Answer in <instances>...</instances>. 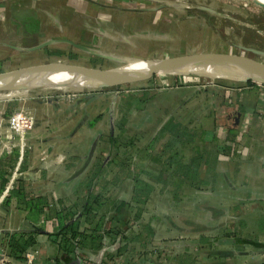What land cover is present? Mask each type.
<instances>
[{
	"label": "crops",
	"instance_id": "1",
	"mask_svg": "<svg viewBox=\"0 0 264 264\" xmlns=\"http://www.w3.org/2000/svg\"><path fill=\"white\" fill-rule=\"evenodd\" d=\"M157 9L161 7L133 2L117 3V0H0V73L56 60L60 64L66 60L70 65L91 67L99 59L112 60L119 65L140 59L151 47L159 51L162 37H172L165 31L161 33L163 13ZM167 16H179L185 26L188 25L186 22H192L191 16L186 13L173 11ZM189 34H192V30ZM255 88L243 83L216 85L212 91L217 94L211 92L209 98H200L190 106L188 101L192 97H185L183 102L187 121H198L201 126L200 133H197L198 143H193L195 137L192 134V138L185 136L182 139H189V148L172 149V152L167 153V159L171 156L174 159H168L162 166L153 164L159 163L158 159L150 160L149 163L148 153L141 155L140 163L131 169L107 162L113 154L112 128L107 146L98 148L94 146L95 140L86 132L88 118L83 115L72 117L82 105L64 109L48 101L36 107L35 112L32 109L34 127L40 120L44 125L58 123L63 127L68 123L66 119L77 126L70 136V141L76 142L77 146L65 150V154L71 156V161H61L60 155L64 153L61 149L53 150L49 158L42 162L36 161L33 152L21 151L8 157L2 145L12 135L9 133V124L7 126L0 117V204L11 206L22 199L40 198L45 205L44 211L48 205H58L52 217L61 221L66 218L61 203L67 200L74 205L77 195L80 204L76 212L80 215L79 223L71 227L87 238L85 243L80 242L79 235L71 238L69 228L64 229L65 225L68 227L71 223L59 221L54 228L51 226L45 231L43 239H37L26 251L31 252L37 264H119L120 260H124V254L117 255L115 251L114 256H109L110 260L105 258L121 239H105L102 222V218H106L102 215L105 212L99 215L98 221L89 220L86 213L94 215L102 206V202L98 201L100 195L92 194L96 193L95 190L101 192V189L111 184L120 187L125 185L130 175H134L130 183L135 184L138 202L142 206L148 201L154 202L157 198L153 194L154 189H168V197L162 199L168 207V219L175 220L178 214L183 213L186 225L190 223L195 226L190 233L202 237L198 245L209 246L207 251L217 243L227 245L233 240V243L256 246L264 252V241L260 237L258 240L235 238L237 230L246 237H254V230L264 233V224L257 226L259 220L264 219V92H256ZM49 90L53 89L23 90L1 95L25 99L30 92ZM62 109L67 111L65 116L61 115ZM29 117H32V111ZM167 123H172L170 117ZM174 133L169 135L174 136ZM28 138L36 141L40 139L32 135ZM19 144L22 145V140ZM17 156L22 175L8 187L11 180L8 166L13 164V158ZM7 162L9 165H6ZM125 202L126 199L120 200L119 204L127 205ZM87 203L88 208L85 207ZM2 211L8 216H3ZM145 212H149L148 207H145ZM23 214L10 218L11 208L0 210V219L5 221L0 227V240L9 258L15 261L22 258L10 255L9 241L18 231L28 230L29 227L25 225L28 223L29 226L30 219L27 213ZM151 216L154 219V215ZM212 220H218L221 231L220 234L217 231L215 238L206 239L210 234L206 231H214ZM106 229L109 231L110 227ZM57 232L64 236L61 244L59 240L54 242L51 238L50 241L45 239ZM148 235L141 233L133 240L125 236L123 239L127 241V250L133 245L137 251L152 248L148 243L151 240ZM226 235L233 238L225 241ZM158 248L165 250L163 245ZM261 261H264V257L258 264H264ZM121 264H124L123 261Z\"/></svg>",
	"mask_w": 264,
	"mask_h": 264
},
{
	"label": "rangeland",
	"instance_id": "2",
	"mask_svg": "<svg viewBox=\"0 0 264 264\" xmlns=\"http://www.w3.org/2000/svg\"><path fill=\"white\" fill-rule=\"evenodd\" d=\"M120 1L161 7V9H157L165 15V17L163 14L161 16V33L165 31L167 35H172V37H162L159 51L151 47L150 50L144 52L145 55L140 56V59L124 65H119V63H115L112 60L99 59V61L93 62L92 68L113 70L122 66H146L152 62L155 64L161 60L176 56L205 53L242 55L264 63V40H260L263 32L259 31L257 36H253L256 33L255 29L264 30V12L258 8H242L227 0H183L202 6L204 9H181L156 0H117V3H121ZM164 9L166 11H163ZM172 10L191 16L192 22H186L188 27L185 26L183 20L179 19V16H167L168 13L173 12ZM245 23L254 24L255 29L248 27L249 25H245ZM190 30H192V34L187 35ZM184 32L186 33V37H184L185 43ZM52 63L59 64L62 67H68L65 64H70L66 60L61 64L57 60ZM86 71L92 72L90 70ZM204 71L201 69L197 74L188 75L154 72L149 78L100 88L53 89L45 92H30L25 99H21L18 96L3 97L0 92V117L6 121L7 126L9 119L14 117L17 125V128H13L9 124V133L12 136L10 139H5V143L2 145L3 149L8 153V157L9 155L15 156V153H21V151L23 153L33 152L36 154L37 162H42L44 159L49 158L53 150L61 149L64 152L63 155H60L61 161L66 163L71 161V156L66 155L65 150L77 146L76 142L70 141V136L74 133L77 126L70 124L71 121L66 119L68 123L65 121L67 124L63 127H60L58 123L44 125L41 120L34 127L33 113L35 108L48 101L64 109L73 105L77 107L82 105L83 107L77 109V114L72 115V117L83 115L84 118H88L86 132L91 135V139L95 140L94 146L98 148L107 146V139L111 134L112 128L113 154L107 162H112L114 165L122 164L131 169L140 163L141 155L148 153L149 163H151L150 160L157 161L158 159L160 164L158 162H153V164L165 165L168 159H174L173 156L167 159V153L172 152V149L184 150L189 148L190 145H187L189 139L182 138L185 136L192 138L193 136L195 137L193 143H198L197 138L199 136L197 133H200L201 126L198 121H187V113L184 112L183 102L185 97L189 95L192 97V100L188 101V106H190L200 98H209L212 95L211 92L214 95L217 94L212 91L213 86L240 85L241 83L256 86V92H264V80L237 81L227 77L214 78L212 75H206ZM199 95L201 96L199 97ZM32 109H34V112ZM31 111L32 117H29ZM66 112V110L62 109L61 115L65 116ZM27 114L28 117H24ZM20 116L24 118L22 119ZM169 117L172 119V123L168 124ZM18 127L29 128L22 133ZM44 128L47 130H44ZM170 133H174V136H170ZM30 135L38 136L42 139H39V141L29 139L28 136ZM19 139L22 140V145L19 144ZM17 159L18 156L13 158V164L9 165V162L6 164L9 165V179H11L8 187L13 184L17 177L22 175L20 173V165H17ZM164 173L165 175L167 174L166 172ZM133 176L130 175L127 178L125 185L119 187L111 184L108 188L101 189V192L95 190L96 193H92L93 195L97 193L100 195L98 201L102 202V206L94 215L86 213L87 218L98 221L99 215L105 212V214H102L106 216V218H102L105 239L115 237L114 241H116L121 238L111 253L105 255V258L108 259L110 255L111 257L114 256L113 253L117 251V255H125L124 260H122L124 264H258V261L264 257V252L260 251V248L243 245L239 242L233 243V240H231L233 237L228 235H226L225 238L227 240L225 241L231 240L230 243L227 245H219L217 243L207 251L209 246L198 245L201 243L202 237L190 233L195 226H191L190 223L186 225L185 222L187 221L184 219L183 213L178 214L175 220L168 219V207L164 204L166 201L162 200L164 197H168V189L165 187L154 189L153 194L157 197L156 200L154 202L153 200L148 201V204L142 206V203L138 202L139 196L136 194L135 184L130 183V178ZM124 199H126L127 202L125 203L127 205L119 204V201ZM75 201L74 205H71L70 201L67 200L61 203L62 207L65 208L63 214L66 215V218L61 221L57 217H52L58 205L53 204L54 206L52 207L48 205L44 211L45 205L40 198L22 199L20 202L15 201L11 206L7 203H1L0 210L7 208L10 210L11 208L12 216L10 218H15L17 214L21 216L24 215L23 213H27L30 223L29 226L27 223L25 227H29L28 230L18 231L12 238L17 239L15 241H19V243L29 242L31 245L28 244L29 246H27L31 247L37 239L41 237L43 239L45 231L49 230L51 226L54 228L55 223L64 221L71 223L70 226L79 223L80 215L76 214L80 208V204L77 202V195L75 196ZM145 207H148L149 212H145ZM138 211L139 214L137 215ZM2 214L5 217L8 216L5 211H2ZM151 215H154V219H151ZM212 221L211 225L214 231H206L210 233L208 234L209 236H206V239L215 238L217 231L220 234L221 229L219 228L218 220ZM4 222L0 219V227H2L1 224ZM263 224L264 219H261L257 226ZM106 227H110L109 231H107ZM141 233L145 236H147V233L149 234L148 237L151 240L148 243L151 244L152 248L145 251H137L133 245L130 246V250H127V241H124L123 238L126 236L133 240ZM118 234L124 236L121 237ZM235 234L236 239L244 238L247 240L249 238L253 240L254 238V240H258L260 237L264 241V233L262 234V231L255 232L254 230L252 233L254 237H246L239 230ZM51 235L45 236V239L50 241L51 238L54 242L59 240L60 244L63 242L62 238L64 236L61 232ZM13 245L15 246V243ZM159 245H163L165 250L159 249ZM123 246L124 248L122 249ZM227 257L230 259L226 260ZM122 261L120 260L118 263L121 264Z\"/></svg>",
	"mask_w": 264,
	"mask_h": 264
},
{
	"label": "bare ground",
	"instance_id": "3",
	"mask_svg": "<svg viewBox=\"0 0 264 264\" xmlns=\"http://www.w3.org/2000/svg\"><path fill=\"white\" fill-rule=\"evenodd\" d=\"M162 1L166 5H170L181 9H204V7L183 0H156ZM233 4H237L242 8L255 7L264 12V0H227ZM194 2V1H193ZM160 3V2H159ZM217 4V3H216ZM207 6V5H206ZM221 7V6H220ZM232 11V10H231ZM242 11V10H241ZM248 27L255 29L254 24L245 23ZM226 28V27H225ZM257 36L259 31L263 34L260 40H264V30L255 29ZM254 38V37H253ZM259 39V38H258ZM255 40V39H254ZM264 61V59H263ZM53 64V63H51ZM154 65L150 63L146 66L126 67L122 66L112 71L125 76L137 77L148 72L149 68ZM53 71L42 73H15L7 77L0 78V92H17L23 90L34 89H92L113 85L114 79L111 77H101L94 72L76 70L75 68L62 67L54 64ZM205 70L206 75H212L214 78H232L237 81H244L253 78L257 81L264 80V71L257 69L247 63L237 59H218L209 64L200 65L185 63L170 68L161 69L158 72L171 74L188 75L197 74L200 70ZM39 95V94H38Z\"/></svg>",
	"mask_w": 264,
	"mask_h": 264
},
{
	"label": "water",
	"instance_id": "4",
	"mask_svg": "<svg viewBox=\"0 0 264 264\" xmlns=\"http://www.w3.org/2000/svg\"><path fill=\"white\" fill-rule=\"evenodd\" d=\"M218 59H237V60L247 63L250 66H253L257 69L264 71V63L255 61L251 58L244 57L242 55L227 54V53L191 54V55H184V56L164 59L152 65L146 74L137 76V77L119 75L113 72L112 69L100 70L96 68L76 67L70 64H65V65L68 66V68H75L76 70H82V71L90 70L94 72L95 74L101 77H104V78L111 77L114 79V82H115L113 85H117L123 82L149 78L152 73L158 72L161 69L170 68V67H174L177 65L185 64V63L205 65V64H209L210 62L218 60ZM54 68L55 67L53 64L45 63V64L35 65V66L27 67V68L15 69L10 72H2L0 73V78L7 77L15 73L50 72V71L56 70ZM248 80H254V79L248 78V79H245L244 81H248ZM108 86H112V85H108Z\"/></svg>",
	"mask_w": 264,
	"mask_h": 264
},
{
	"label": "built area",
	"instance_id": "5",
	"mask_svg": "<svg viewBox=\"0 0 264 264\" xmlns=\"http://www.w3.org/2000/svg\"><path fill=\"white\" fill-rule=\"evenodd\" d=\"M9 124L13 126V128L14 127L17 128L14 117H11L9 119ZM18 128L21 130L22 133H24V130L28 129L29 127H25V128L18 127ZM21 132H20V135H21ZM0 264H37V263L35 262L33 255L29 251H26L25 253L22 254V260L20 261L11 260L0 240ZM45 264H49V263H45Z\"/></svg>",
	"mask_w": 264,
	"mask_h": 264
},
{
	"label": "trees",
	"instance_id": "6",
	"mask_svg": "<svg viewBox=\"0 0 264 264\" xmlns=\"http://www.w3.org/2000/svg\"><path fill=\"white\" fill-rule=\"evenodd\" d=\"M85 207L88 208L89 204H85ZM65 228H69V230L71 231V238H75L77 235L80 236L81 238V243H85L87 242V238L86 235H83L81 233L78 234L77 230L75 228H72L71 226L66 227V225L64 226ZM88 237V236H87ZM92 238V237H90ZM17 239L11 238L9 241V250H10V255L13 256L14 258H22V254L26 252V249L29 245H31V243L29 244V242H20L19 241H15ZM15 243V246L13 245ZM29 244V245H28ZM28 245V246H27Z\"/></svg>",
	"mask_w": 264,
	"mask_h": 264
}]
</instances>
